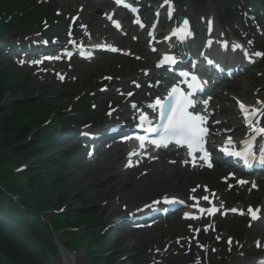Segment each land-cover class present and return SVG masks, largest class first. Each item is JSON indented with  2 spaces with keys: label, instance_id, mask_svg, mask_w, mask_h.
<instances>
[{
  "label": "rangeland",
  "instance_id": "rangeland-1",
  "mask_svg": "<svg viewBox=\"0 0 264 264\" xmlns=\"http://www.w3.org/2000/svg\"><path fill=\"white\" fill-rule=\"evenodd\" d=\"M38 1L47 2L48 0H38ZM55 1H57L60 4L61 6L60 10L65 16V22H64L65 26L62 29V32L66 27H70L72 24L70 19L71 16L68 15V13H70L73 8L78 9V11L74 12V14L76 15L77 18H79L78 22H80L82 17L83 6H86V8L88 6H92L89 0H55ZM75 3L78 4V7H76V5H73ZM208 8H209L208 4H204V5L199 4L194 9V11H196V14H192L193 11H191L190 8H188L187 12L194 19L195 17L198 18L199 14L202 11H207ZM84 14L85 15H83V17L85 19L86 16L97 15L95 11H89L88 13L87 11H84ZM74 24L76 23L74 22ZM101 26H102V22L98 24L97 28L101 29ZM40 36H41L40 34L31 36L30 40L40 41L41 38ZM109 61H110L109 58L103 57L101 59H98L95 63H93V65L77 64L74 73H70L65 82L62 81V79H60L59 74L60 73L66 74L69 71L68 69L69 64H67V66L64 68L58 69L56 72H54L53 70L46 72L45 70H41L40 68H37V70L33 71L30 74V78H36L46 93H51L54 96V99L55 101H57V103L67 108L69 105L72 104V101L74 100V97L78 92L85 91L89 93L90 97L91 96H94L95 98L98 97L97 99H100L107 94V86H103L102 84L98 85V83H100L102 77L106 75H113L117 77L119 74V64L112 63ZM24 76H29V74L28 75L25 74ZM249 80L251 82L257 80L260 83H264L263 78L258 77V74L256 72L253 73L252 77ZM75 81L78 82L74 84ZM93 82L96 83L95 86L93 85ZM115 86L121 87L123 86V84L117 83L115 84ZM110 95H113V93H111ZM93 104H97V101L95 100ZM94 127L98 128L101 127V125H95ZM63 145L68 147L65 149L69 150L74 147L75 141ZM84 156L82 158H85ZM105 159H106L105 162H108V159L104 158V160ZM103 165L104 164H99L98 162H96L93 165H89L87 167H81V166H78L79 168L74 167L73 169L69 170V178H68L70 183V187L68 189L70 190V192L73 191L75 193H79L81 191L80 188H82L86 193L88 192L90 196L89 197L90 206L92 208H95L94 211H99V214L101 213L107 214V212H109L111 203L112 202L116 203V201H113L110 198H104L105 196H107V191L109 190L108 188L114 187L116 180L112 174L113 171H111L108 174H102L101 167ZM121 167H122V158H121ZM122 190H123L122 194L125 196L128 194L130 188L123 187ZM135 191L138 192V195L133 196L130 193L128 197L125 196L127 198L126 199L127 202L129 203L128 204L129 208L138 207L141 204L146 203L145 200H149L157 193L163 194L167 192V190L164 188L162 190L136 189ZM67 197L71 200L72 206H75L78 209H82L81 207L83 205L77 204V202L74 203L72 195L69 194ZM97 198L98 200H96ZM111 223H112L111 221H107L106 219L105 224L102 226V228H106L102 240H105L107 238L112 243L105 248H101V252L102 254L108 253V255H111L114 261L119 260L117 264H129V263L135 264L134 262H132V260L136 257L138 259L145 260L146 262H149L151 264H168V262L164 263L161 262L160 260L163 258L166 259L167 255H169L168 259L170 258L177 259L181 257L183 259L182 264H211V263L226 264V262H224V260L221 259V257L215 255V250L218 249H212V247L209 248L208 246V247H204L206 248V251H203L202 247L199 248V246L195 244L188 246L187 244L193 238L194 233L192 231H194V229L192 230L187 229L185 226L181 224L182 222L179 220L162 221L160 222L159 224L160 227L158 229L154 228L153 230L142 231L144 234L139 232L134 233L135 235L134 237H132V240L130 241V244L128 246L129 250L126 252L117 247L118 244L117 240L119 238L126 237L129 231L126 230L124 231V233H121L120 235H116L115 233L111 232ZM170 225L173 228V231H171ZM220 229L224 234H227V236L231 237V240H236L237 236L244 237L245 247L243 251L246 252H248L250 249L251 250L253 249L252 248L253 243L250 242L252 240L255 241V239H259L257 232L255 230L250 231L246 227V222L239 219H234V220L231 219L225 222H220ZM185 236H187L186 239ZM199 238L200 240H202L203 244H208L209 241L214 240L212 236L207 235L206 232L202 233L199 236ZM247 238H249V240L246 241ZM59 239L60 242L67 243V241L71 239L70 234L59 233ZM164 244H165V248L161 252L160 256H158L156 254V250H157L156 246L157 245L163 246ZM148 248L151 249V252L150 250H148ZM140 252L142 254H140ZM222 253L228 255V253L225 250H223ZM240 255L243 254L240 252ZM69 257L70 259H73L74 264H87V262L84 259V254L82 252L69 254ZM191 258L193 260H191ZM246 258L250 259L251 257L249 255ZM229 259H232V257L228 258L227 261Z\"/></svg>",
  "mask_w": 264,
  "mask_h": 264
},
{
  "label": "trees",
  "instance_id": "trees-1",
  "mask_svg": "<svg viewBox=\"0 0 264 264\" xmlns=\"http://www.w3.org/2000/svg\"><path fill=\"white\" fill-rule=\"evenodd\" d=\"M7 89L5 83L0 85V152H6V157H3L0 162L4 164L14 163L18 160L19 165H35L37 169L27 171L24 175L26 182V190L12 189L13 183L9 180V185H6V189H12V194H21V196H28V192H35L38 188L34 184V181L41 180L42 182H52L55 184L59 180V175L49 166V160H44L53 151L49 150V147H42L44 137L42 135H36L32 140L27 142L29 132H31L33 126H21L23 113L17 112L13 101L17 96L16 92H12L13 98H5ZM47 150V151H45ZM30 169L31 166H30ZM39 171V173L36 172ZM34 184V185H33ZM62 187L65 185H62ZM24 186V185H23ZM21 186V188H23ZM62 195L63 190L61 191ZM1 198V191H0ZM59 202H62L63 197L58 196ZM61 204V203H59ZM64 203L61 206H65ZM1 207V204H0ZM28 207V206H27ZM67 220L74 223V217H77L76 212L71 207L66 208ZM18 217V223L10 228L11 233L4 231V228L0 229V249L12 256L18 264H54L53 263V251L50 241L46 238L47 226L43 224L40 217L34 214H26L21 212ZM80 226V224L75 223ZM2 226H6L3 223ZM33 238H36L42 249H37Z\"/></svg>",
  "mask_w": 264,
  "mask_h": 264
},
{
  "label": "bare ground",
  "instance_id": "bare-ground-1",
  "mask_svg": "<svg viewBox=\"0 0 264 264\" xmlns=\"http://www.w3.org/2000/svg\"><path fill=\"white\" fill-rule=\"evenodd\" d=\"M203 14L204 15H202V16L205 17V18H203V21H205L206 17H207L206 22L208 20L212 21V18L209 15H207L206 13H203ZM200 23H201V21H200ZM195 24H196V27L193 28L194 31L192 30L193 32H195V35H194L195 37L191 41H196V42L195 43L189 42L187 44L184 43L180 48L181 55H182L181 57H184L185 53L188 51L191 52V54L193 55L192 57H195V56H197V55H194L195 51L201 47L199 44L200 39L198 40L197 37L201 34L202 29H200V27L197 26V23H195ZM212 36H215V33H213ZM212 38H214V37H212ZM185 59H186V57H185ZM146 60H148L147 64H151V57H147ZM132 65H136V64L132 61ZM146 86L147 85L142 84V87H143L142 91L146 90ZM242 93H243L242 100L248 106H251L254 110H257V109L260 110V114L262 115V119L260 121H256V123L258 125H264V92L255 91L254 86H252L250 84H245V86L243 87ZM101 99L103 101H110L112 103L111 108H113L114 104L119 100L117 97H115V98L104 97ZM141 99H142V96H139L137 99L133 98V99L121 100V102H120L121 107L119 105V106L115 107V109L117 108V110L123 111L122 113L125 114V116H127L126 113L130 112V109H129L130 104L131 103H136V104L140 103ZM257 99H261L262 103L258 104ZM214 106H216V105H214ZM130 121H131V118L128 117L127 122H130ZM219 133H221V131ZM108 137H109V134H103L102 135V138H104V140L108 139ZM59 138L62 139L63 135H60ZM87 140L90 141L91 143L96 142L95 140H93L91 138H87ZM85 141H86V139H85ZM122 153H123L122 147L118 146L117 148H115L114 155L117 157V160L115 161V165H116L117 169L119 167V158H120ZM162 158L163 157H160V159H162ZM152 167L154 169L149 168L148 171L146 172L145 176L142 175L143 177L140 176L141 178L139 177L140 179L136 180V186L137 187H142L141 186L142 183H144V187H145V185L147 183L152 182V181L156 184L161 185L166 180L172 186H174V185L186 186L187 184H189L194 179H199V180L208 181V182L210 181V178L208 175V174H210L209 171H207V172L203 171L202 173L194 174V173H191L187 168L183 169L182 167H180V165L178 163L172 165L168 162V160H164V159L161 160L159 163L152 165ZM114 169L116 172L117 183L114 184V187L108 188L109 190L107 191V196L111 197V195H113V196L118 197L119 199H122V200H126L127 198L125 196L128 197V195L130 193L133 196H135L136 191L134 190V187L132 185L130 186V190H129L127 195L124 196V195L120 194L121 189L123 187L127 186V184H129V183H127V181L126 182H119L120 176L118 174L117 169L116 168H114ZM142 178H144L145 180H143ZM214 185L216 186L217 189L220 187L219 184H214ZM206 194L207 193L205 191L198 189V190H195V193L193 195L197 196V195H206ZM222 196H223V194H222ZM98 198H97V200H98ZM261 205H262L261 208L259 207L260 208L259 209L257 207V209L259 210V212L261 210L264 212V201H263V203H261ZM112 209H113V206H112ZM115 211H117V206L115 207ZM111 212H112V210H111ZM132 214L133 213H131L130 211H126L125 214L121 218H119L117 222H119V223L124 222L125 224L133 223L134 220L131 217ZM263 236H264L263 234H262V236L260 235V238H262ZM118 240H117V242H118L117 247L119 249H123V250L127 251L129 249L128 246L130 244V241L132 240L131 236L126 237V238H121ZM119 243H120V245H119ZM64 257L65 258L67 257L65 255V253H64ZM254 261H255L254 258L247 260V259H243L240 255L233 253V258L227 264H253Z\"/></svg>",
  "mask_w": 264,
  "mask_h": 264
},
{
  "label": "snow or ice",
  "instance_id": "snow-or-ice-1",
  "mask_svg": "<svg viewBox=\"0 0 264 264\" xmlns=\"http://www.w3.org/2000/svg\"><path fill=\"white\" fill-rule=\"evenodd\" d=\"M183 23L185 28H187L188 21L185 20ZM209 24H211V22H209ZM117 27H119V25H117ZM257 55L262 54L257 53ZM137 87H139V85H137ZM173 92L175 93L176 89H173ZM159 103V100H157L158 105ZM189 106H193L191 101L182 99L177 100L175 106L169 109V114L166 117L163 109L161 110V117L167 119V124L164 127L165 136L162 137V139H166L167 137H176L178 138L176 139L178 144L181 142L186 143L190 150H195L200 145L201 136L204 130L198 123V121H201L202 118L200 116H193L186 111ZM133 107H135V105H133ZM241 108L243 109L244 105H241ZM151 130L152 129H149V131ZM260 132L264 134V128H261ZM157 146L159 147L161 145L157 144ZM163 146H167V144L165 143ZM204 158L207 159V153H205ZM208 166L211 167V163H209ZM241 183H244V181H241ZM204 199H207V197H204ZM174 202V200H168L167 198L164 200V203L167 204H172ZM156 203H159V201ZM248 212L252 214L253 219L256 218V214L251 208L248 209ZM229 243H231V241H229Z\"/></svg>",
  "mask_w": 264,
  "mask_h": 264
}]
</instances>
